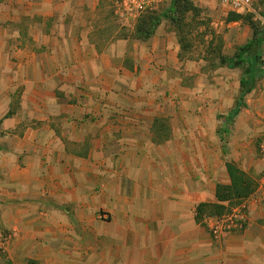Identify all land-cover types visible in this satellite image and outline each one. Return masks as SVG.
Wrapping results in <instances>:
<instances>
[{"label": "crops", "instance_id": "obj_1", "mask_svg": "<svg viewBox=\"0 0 264 264\" xmlns=\"http://www.w3.org/2000/svg\"><path fill=\"white\" fill-rule=\"evenodd\" d=\"M106 1L0 0V264H264V207L217 239L198 217L230 184L225 134L253 172L235 136L255 112L264 134V76L230 122L240 70L185 87L179 37L105 36ZM238 26L226 58L254 37Z\"/></svg>", "mask_w": 264, "mask_h": 264}, {"label": "rangeland", "instance_id": "obj_2", "mask_svg": "<svg viewBox=\"0 0 264 264\" xmlns=\"http://www.w3.org/2000/svg\"><path fill=\"white\" fill-rule=\"evenodd\" d=\"M140 1H144L145 8L139 11L132 5V0H107L106 4L103 6L105 9V16L102 21L103 26H105L104 35L109 37L120 34L129 35L131 33L136 35V28L140 17L148 13H162L167 11L171 4V0ZM193 2L199 11L196 14L191 13L186 15L183 18V23L181 24L182 27L178 28L174 26L170 20L164 19L162 21V23L165 22V26L168 30L174 32L177 36L178 33H181V36L184 38L186 49L181 51V57L186 59L183 60L185 64L183 69L175 70V72H177V76L181 74L183 77L182 84L185 87H190L192 90L193 88H197V85L199 84L198 76H200L202 80H207L202 81V83H206L207 87L208 85H214L215 81H213V78L215 73L217 71L220 73V68L224 67L221 65L219 58L221 55L223 57L227 56L224 54V48L226 45L225 37L228 36L229 32L232 30L229 28L230 24L241 23L242 26H238L239 30H236L241 32V29H243L244 26H247L251 29L253 35L255 32L254 26L259 30L264 26V1H255L256 15L246 14V16L251 17L252 24L245 21L227 22L231 11L224 9L218 0H209L208 2H212L211 5L208 3L205 6L201 5V3L196 4L195 1ZM233 48H235V46ZM233 48L231 50H233ZM262 89H264V86ZM199 94L203 95L204 92H198L196 90L195 96L197 97ZM188 96L191 97V95ZM175 101L176 100H174V102ZM254 111H256V109ZM258 112H260V110ZM246 119L247 118H245L244 121H246ZM261 122V117L255 112L254 125L251 128L252 130L248 133L238 132L235 136L237 138H245L243 143L246 142V144L243 149L248 151L249 156H253L254 158L251 165L248 166L251 167V170H253L254 173L252 171L250 172V169H248L249 173H246L236 162L230 159L234 145H230L229 141L231 140V136H229V134L223 136V160L226 161V166L228 163H235L240 170L252 178L255 182L254 192L257 189L258 180L264 172V134L261 135V131L259 130L260 126H262ZM234 135L235 134L232 136ZM235 146L238 147V145ZM243 202L241 203L243 204ZM256 204L264 207V203L262 202ZM235 207L237 206H234L233 208ZM233 208H231V210Z\"/></svg>", "mask_w": 264, "mask_h": 264}, {"label": "trees", "instance_id": "obj_3", "mask_svg": "<svg viewBox=\"0 0 264 264\" xmlns=\"http://www.w3.org/2000/svg\"><path fill=\"white\" fill-rule=\"evenodd\" d=\"M198 8L192 0H171L170 7L162 13H148L138 20L136 35L137 37L148 40L152 38L157 28L164 19L180 28L183 18L188 14L198 13ZM245 21L252 24L251 17L246 14L231 12L227 22ZM253 39L245 46L239 48L233 58L220 56V63L229 69H238L241 71V95L237 100L236 107L229 115V121L232 122L246 106L244 97L253 92L258 82L264 76V64L261 60V48L264 43V26L259 30L255 26ZM181 51L186 49L184 38L178 33ZM220 53V50H219ZM227 172L230 179L229 185L217 186V200L219 204L201 205L199 207L198 217L202 220L205 217L223 216L231 211L234 206L241 205L245 199L254 192L255 182L245 172L240 170L235 163L227 164Z\"/></svg>", "mask_w": 264, "mask_h": 264}, {"label": "built area", "instance_id": "obj_4", "mask_svg": "<svg viewBox=\"0 0 264 264\" xmlns=\"http://www.w3.org/2000/svg\"><path fill=\"white\" fill-rule=\"evenodd\" d=\"M224 7L228 8L231 12L239 14L256 15L257 11L254 7L253 0H218ZM132 5L136 10H142L145 7L144 1L132 0ZM264 203V173L260 176L257 189L252 196L247 198L243 204L237 206L231 210L229 214L220 217H209L207 219V225L211 235L217 239L226 234H230L234 231L245 230L248 223V206L250 204ZM100 219H108V215L101 213Z\"/></svg>", "mask_w": 264, "mask_h": 264}]
</instances>
